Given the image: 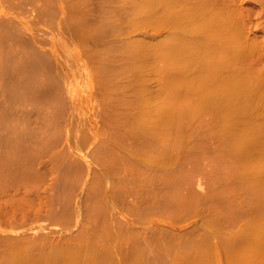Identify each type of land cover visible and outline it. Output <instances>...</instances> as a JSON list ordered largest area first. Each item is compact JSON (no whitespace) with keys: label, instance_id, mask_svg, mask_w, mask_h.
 I'll return each instance as SVG.
<instances>
[{"label":"rangeland","instance_id":"1","mask_svg":"<svg viewBox=\"0 0 264 264\" xmlns=\"http://www.w3.org/2000/svg\"><path fill=\"white\" fill-rule=\"evenodd\" d=\"M259 1L0 0V264H264Z\"/></svg>","mask_w":264,"mask_h":264},{"label":"bare ground","instance_id":"2","mask_svg":"<svg viewBox=\"0 0 264 264\" xmlns=\"http://www.w3.org/2000/svg\"><path fill=\"white\" fill-rule=\"evenodd\" d=\"M203 1V0H202ZM205 1V3H207V4H209L210 3V6H211V3L212 2H210L211 0H204ZM212 1H214V0H212ZM219 1V0H218ZM233 0H231V1H228L227 2V0H220V4L218 3V8H217V12H216V14H215V16H216V20H217V27H218V31H219V34H220V46H221V50L223 51V53L225 54H229L228 53V51L229 52H231L230 54H229V59L230 60H232V61H234V62H237V63H246L245 62V60L246 59H249V57H247L246 56V54H245V51L247 50V49H249V47L251 46L250 45V42H251V39H250V42H249V45H247V44H245V42L243 43L242 42V40L241 41H239V37L240 36H237V27H239L238 26V24H239V19H240V17L239 16H242L243 15V13L244 14H246L245 12H243V11H246V10H243L242 12H241V9H244V7L243 6H241L240 4V7H241V9L239 8V7H237V3H239V1H240V3H241V1L243 2V0H239L238 2L237 1H235V2H237L236 4L234 3V2H232ZM255 1V0H254ZM259 1V0H258ZM261 1H263L264 2V0H261ZM229 2H232V4H230ZM246 2V1H245ZM247 2H249V1H247ZM246 2V3H247ZM244 4L243 3V5H246V7H245V9L248 7V6H250V7H248V8H250V10L249 11H251L252 10V8H254L255 7V5H253L252 4V6H254V7H252L251 5H249L250 3H248V4ZM259 3H260V1H259ZM206 4V5H207ZM242 4V3H241ZM258 4V3H257ZM261 4H263L262 2H261ZM205 5V4H204ZM209 6V7H210ZM212 6H214V2H213V5ZM215 6H216V2H215ZM214 6V7H215ZM203 7H205V6H203ZM252 7V8H251ZM258 7H259V5H258ZM212 8V7H211ZM216 8H214V9H216ZM257 8V7H256ZM255 8V9H256ZM263 9V12H264V8L263 7H259L257 10H255L258 14L259 13H262L261 11V9ZM204 9H206V7L204 8ZM214 9H212V10H214ZM208 10V9H207ZM211 10V11H212ZM258 10H260V12L258 11ZM210 11V12H211ZM253 11V10H252ZM251 11V12H252ZM209 11H208V13H210ZM213 12V11H212ZM250 12V13H251ZM247 13H248V11H247ZM252 13H255V12H252ZM257 13H255V15L257 14ZM252 14H250V16H251ZM247 16V15H246ZM249 16V17H250ZM252 16H254V14L252 15ZM264 17V16H263ZM251 18V17H250ZM257 18H259V17H257ZM261 18V17H260ZM260 18L258 19V20H260ZM242 19V18H241ZM244 19H246V18H244ZM247 19H249V18H247ZM246 19V20H247ZM252 19H254V17L252 18ZM251 19V20H252ZM250 20V19H249ZM257 20V19H256ZM243 21V20H242ZM255 21V20H254ZM264 21V20H263ZM247 22H249L248 20H247ZM257 22V21H256ZM261 22H262V20H261ZM241 23V22H240ZM245 24H247V23H245ZM250 24H251V21H250ZM256 24H257V26H256ZM256 24H253L255 27H258V23H256ZM248 25H249V23H248ZM261 26H262V24H260ZM250 26V25H249ZM263 26H264V24H263ZM243 27V26H242ZM255 27H253V29L255 28ZM261 28V27H260ZM259 28V29H260ZM262 28H264V27H262ZM257 29V28H256ZM264 30V29H263ZM263 30H261V31H263ZM251 31L252 32H255L256 33V30L255 31H253L252 29H251ZM258 32V31H257ZM264 32V31H263ZM262 32V33H263ZM255 33L253 34V36L255 35ZM249 35H252V34H249ZM249 35H247V37L249 36ZM256 36V35H255ZM243 38H245V37H243ZM249 38H250V36H249ZM248 39V38H247ZM246 40V39H245ZM249 40V39H248ZM252 41H254V40H252ZM257 41V40H256ZM257 42H259V46H261V42L260 41H257ZM257 42H256V44H257ZM243 43V44H242ZM254 43V42H253ZM255 44V45H256ZM254 45V44H253ZM262 45L264 46V44L262 43ZM255 48H257V51H258V45H257V47H255ZM261 48V47H260ZM262 49V48H261ZM262 50H264V48L262 49ZM249 52V51H248ZM259 52V51H258ZM260 52H261V50H260ZM263 53V52H262ZM262 53H259V55H257L258 57H260V54L261 55H263ZM136 54V53H135ZM225 54V55H226ZM252 54H254V53H252ZM137 55H139V54H137ZM249 56V55H248ZM256 56V57H257ZM264 56V55H263ZM255 57V56H254ZM253 57V58H254ZM262 57V56H261ZM251 59V58H250ZM254 60V59H253ZM258 60H260V59H258ZM248 62V61H247ZM251 62V61H250ZM252 63V62H251ZM256 73H258L257 71H256ZM253 75H255V74H253ZM264 76V74H262V73H258V75L256 74V76L257 77H259L260 76V78H261V76ZM264 78V77H263ZM171 102H172V99L170 98V97H168L167 99H166V106H164L163 108H159V109H152V108H147V109H145V110H142V111H140V112H138L135 116H134V120H133V123L134 124H137V126L138 127H142V128H144V129H147V128H150L151 130H153V131H156L157 133H159L160 135L159 136H161V138H168L169 136H170V130L174 127V117H173V109H172V107H171ZM189 112L188 113H191V114H193L194 113V111L192 110V109H190V110H188ZM233 140V139H232ZM235 143H237L236 141H238L237 139H235V140H233ZM256 177V176H255ZM259 178L261 177L260 175L258 176ZM252 179H253V177H252ZM250 211V208L249 209H247V211ZM248 211V213H251V212H249ZM251 211H253V213H251V215L252 216H257L258 215V213L256 212V211H254V210H252L251 209ZM259 215H261V216H263L264 217V209H263V211H261L260 212V214Z\"/></svg>","mask_w":264,"mask_h":264}]
</instances>
